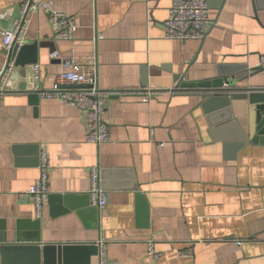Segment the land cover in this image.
Instances as JSON below:
<instances>
[{"label":"crops","instance_id":"obj_1","mask_svg":"<svg viewBox=\"0 0 264 264\" xmlns=\"http://www.w3.org/2000/svg\"><path fill=\"white\" fill-rule=\"evenodd\" d=\"M45 1L73 17L76 31L73 40L56 41L47 17L30 15L22 46L32 49L22 59H35L40 77L28 69L25 78L10 79L9 71L3 79L9 87L0 98V243L102 241L114 264H264V146H239L254 135V106L232 100L231 121L213 129L198 93L174 89L177 77L198 82L219 67H258L264 0H225L219 12L222 0H208V33L187 42L163 38L171 0ZM20 3L0 0L1 32L13 29ZM69 61L94 66L108 93L109 141L100 146L86 142L76 108L39 95ZM5 63L0 36V70ZM32 83L31 92L19 89ZM237 86L264 88V71ZM41 151L51 169L48 202L37 218L18 194L38 178ZM91 167L99 168L107 194L102 210L89 205ZM149 241L160 253L156 263L146 257ZM185 251L192 257L178 256ZM89 264H98V254Z\"/></svg>","mask_w":264,"mask_h":264},{"label":"built area","instance_id":"obj_2","mask_svg":"<svg viewBox=\"0 0 264 264\" xmlns=\"http://www.w3.org/2000/svg\"><path fill=\"white\" fill-rule=\"evenodd\" d=\"M44 14L52 29V38L56 41H71L74 38L76 25L74 18L66 16L53 8L51 2L45 0H21L20 16L15 21L12 30L0 31L3 48L6 52V63L0 70V98L8 91L3 79L13 67L11 51L15 44L22 46L26 39L29 16ZM212 20L209 16L208 0H171L167 18L163 23V38L180 42L200 41L204 38ZM101 38V36H98ZM58 58V52H52L50 59ZM93 60V59H92ZM258 67L264 69V54L259 58ZM64 70L58 75L57 81L50 91L39 92L43 98H54L65 106H72L78 110L84 119L85 139L89 144L100 146L109 141L108 126L103 120L104 103L108 93L98 86L95 67L86 69L73 61L63 65ZM32 77L38 80L40 71L38 66L32 67ZM38 178L25 192L18 194L22 201L34 206L35 215L39 218L48 202V179L51 169L50 159L45 151L39 153ZM90 187L88 191L89 205L102 210L107 205V194L104 190L100 170L91 167L89 170ZM98 249V264H114L108 260L105 244L100 241L95 244ZM179 257L191 258L192 252H179ZM146 257L151 263L160 259L155 244L146 243Z\"/></svg>","mask_w":264,"mask_h":264},{"label":"water","instance_id":"obj_3","mask_svg":"<svg viewBox=\"0 0 264 264\" xmlns=\"http://www.w3.org/2000/svg\"><path fill=\"white\" fill-rule=\"evenodd\" d=\"M224 2L225 0L221 1L218 12L222 9ZM213 23H216V19ZM31 49V46H19L18 44L13 46L11 51L13 67L9 72L10 79L16 74L25 78L28 69L32 75V67L36 63L35 59H22V55ZM261 71L264 69L260 67L251 70H247L245 66L239 68L219 67L216 76L198 82H185L184 78L177 77L175 78L176 86L174 89L198 93L202 100L200 108L205 115L208 126L213 129H219L220 124L228 120L231 121L230 102L232 100H248L255 109L254 135L252 138H243L239 146L242 147L246 144L264 146V88H240L237 86L238 83ZM33 86L32 83L29 86H21L19 89L31 92ZM5 87L8 88L9 86L5 84ZM215 113H222L225 119L216 120L214 118ZM96 254H98V249L94 244L41 245L19 241L13 244L0 243L1 264H89L90 258Z\"/></svg>","mask_w":264,"mask_h":264}]
</instances>
